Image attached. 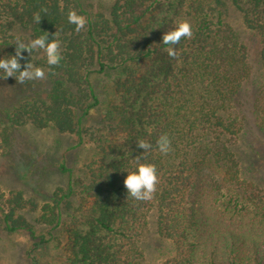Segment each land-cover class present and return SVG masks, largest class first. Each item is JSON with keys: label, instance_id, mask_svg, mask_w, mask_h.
Returning <instances> with one entry per match:
<instances>
[{"label": "trees", "instance_id": "trees-1", "mask_svg": "<svg viewBox=\"0 0 264 264\" xmlns=\"http://www.w3.org/2000/svg\"><path fill=\"white\" fill-rule=\"evenodd\" d=\"M229 1L255 45L225 21V0H112L107 14L95 15L80 0H0V57L14 54L16 38L44 34L59 41L62 56L49 68L42 51L23 52L22 64L44 70V86L22 96L6 124L52 127L74 134L78 145L97 147L84 164V179L62 167L68 184L43 207L21 191L0 190L4 229L27 235L31 264H42L56 228L65 236L60 264H151L166 242L170 253L160 264H264V245L233 227L264 230V161L239 145L251 124L264 132V85L255 90L252 123L243 96L246 81L264 77V0ZM162 3L175 23L192 28L175 46V58L165 51L163 35L155 42L142 34L146 17ZM70 10L85 18L79 31L67 22ZM34 13L41 15L39 25ZM104 75L112 85L106 111L92 83ZM0 80L13 82L16 96L39 86L37 80ZM164 133L171 140L167 155L155 147ZM138 139L153 145L142 161L157 169L149 201L126 198L123 186L133 157L142 153ZM26 208L39 209L42 229L21 213Z\"/></svg>", "mask_w": 264, "mask_h": 264}, {"label": "rangeland", "instance_id": "rangeland-1", "mask_svg": "<svg viewBox=\"0 0 264 264\" xmlns=\"http://www.w3.org/2000/svg\"><path fill=\"white\" fill-rule=\"evenodd\" d=\"M90 15L97 13L107 14L112 0H80ZM228 12H225V21L241 33L242 39L256 44L255 37L246 30L241 22L239 13L233 8L229 0H225ZM165 5H157L153 14L145 19V39L157 41L164 32L175 26L174 17L168 16ZM44 79L37 80L39 86L23 87L16 96L13 82L0 80V190L7 194L10 191H21L25 198L32 200L39 207L48 203L49 197L59 187L65 188L68 184L69 169L72 177L84 179L86 176L84 164L95 153L96 146L92 142L78 145L74 134L61 133L52 127L36 128L27 123L15 129L6 124L8 114L19 105L22 96L31 94L34 90L40 93ZM92 83L100 93L102 104L100 107L106 111L112 101V85L110 76H94ZM44 86V84H42ZM259 85H264V77L260 76L256 83L251 80L245 82L243 96L247 113L251 115L255 90ZM247 104V105H246ZM251 105V106H250ZM252 116V115H251ZM253 116L251 117V123ZM98 122H94V125ZM250 135H242L239 139L240 151L250 153L257 151L258 159L264 161V132L251 124ZM251 151V154L253 153ZM257 155V154H255ZM264 165V162H263ZM86 206L93 203V198H88ZM35 224L37 229H42V224L37 222L39 209L28 208L21 211ZM212 226L217 229H227L224 223L212 221ZM236 233L243 238L255 239L264 245V230L250 228L245 225H233ZM233 230V231H234ZM53 238L43 247L44 257L42 264H60L59 257L63 253L65 236L62 228L53 230ZM29 240L23 232H8L4 229L0 217V264H31L25 251ZM170 244L166 242L160 247L158 257L151 264H160L170 253Z\"/></svg>", "mask_w": 264, "mask_h": 264}, {"label": "clouds", "instance_id": "clouds-1", "mask_svg": "<svg viewBox=\"0 0 264 264\" xmlns=\"http://www.w3.org/2000/svg\"><path fill=\"white\" fill-rule=\"evenodd\" d=\"M32 20L39 25L41 15L34 13ZM67 22L74 25L76 31H79L86 23L85 18L73 10L68 11ZM191 36V25L187 21H178L171 30L163 33L161 43L165 46L168 56L175 58L178 54L175 46L180 43L181 38L188 39ZM14 45V54L0 57V77L2 78L13 77L18 83L45 78V72L42 68L35 67L30 61L21 63L24 59L23 52H27L30 56L33 51H42L45 54L46 64L49 68H54L61 63L62 56L59 51V41L53 36L49 38L48 34L27 41L16 38ZM136 143L142 153L140 156L133 157L135 167L126 171L127 175L123 180V186L126 190V198L133 201H149L156 191L157 169L153 163L142 161L144 160V154L151 150L153 145L144 139H138ZM155 147L160 154L167 155L171 151L169 135L167 133L159 135L155 141Z\"/></svg>", "mask_w": 264, "mask_h": 264}]
</instances>
